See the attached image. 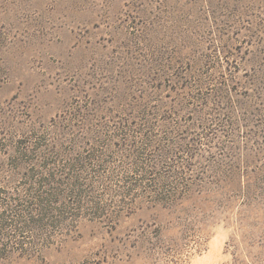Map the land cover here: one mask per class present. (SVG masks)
Wrapping results in <instances>:
<instances>
[{
  "label": "rangeland",
  "instance_id": "obj_1",
  "mask_svg": "<svg viewBox=\"0 0 264 264\" xmlns=\"http://www.w3.org/2000/svg\"><path fill=\"white\" fill-rule=\"evenodd\" d=\"M53 165L0 264H264V0H0V199Z\"/></svg>",
  "mask_w": 264,
  "mask_h": 264
},
{
  "label": "trees",
  "instance_id": "obj_2",
  "mask_svg": "<svg viewBox=\"0 0 264 264\" xmlns=\"http://www.w3.org/2000/svg\"><path fill=\"white\" fill-rule=\"evenodd\" d=\"M139 136L141 142L147 141L148 137L151 139L153 138V140H149V141H154V142L160 139V138H156V136L154 135H150V136L145 135L141 137V133H139ZM144 138L145 140H143ZM146 143L147 142H143V144ZM47 163L48 162H46V164ZM42 168H46L45 164ZM54 169H57L55 165H53V168L51 170L52 172L48 171L51 172L49 174H47L45 169L43 171L44 176H42V174H39V172H36L33 174V177H31L32 179L35 178V180L33 179V181H29L28 183L24 182V185H22L23 189L21 190L25 194L27 193V195L31 196L30 203H27V201L24 200L25 203H21L18 205L16 201L13 203L8 198L0 199V209L5 210L3 212H0V232L2 234L4 233V231H7L8 233H11L13 236L16 237L22 235L23 233L31 232L33 229L38 230L40 227H47V226L54 227L58 222L61 221L60 218L63 216V214H68L70 208L72 210L78 208L77 203L75 208L73 206L70 207L69 204L64 205L62 209L57 208V206H55L59 201L58 200L59 196L56 194V191L60 183L54 181L55 185L52 187L51 181L49 180L48 182L49 177L52 178L55 176V172L53 171ZM171 177L174 180L173 181L174 186L179 187L181 185L179 179L181 178L175 175ZM36 182H38L37 186H33L32 184H36ZM46 185L52 187L53 192L51 191V189L45 188ZM32 187H35V189L33 190ZM53 195H55L56 197H52ZM166 197L167 194L164 195L163 200ZM34 238L35 237H33L31 240L9 239L8 241H0V253L4 249L10 251L11 247L13 246H16L17 248L18 247L21 248L23 246H32L37 243V241H35L36 238L35 239Z\"/></svg>",
  "mask_w": 264,
  "mask_h": 264
}]
</instances>
